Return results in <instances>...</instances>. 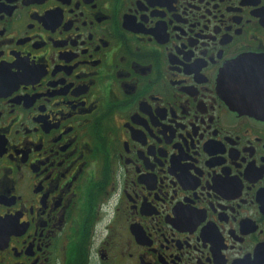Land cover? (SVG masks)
Wrapping results in <instances>:
<instances>
[{
  "label": "flooded vegetation",
  "instance_id": "flooded-vegetation-1",
  "mask_svg": "<svg viewBox=\"0 0 264 264\" xmlns=\"http://www.w3.org/2000/svg\"><path fill=\"white\" fill-rule=\"evenodd\" d=\"M0 264H264V0H0Z\"/></svg>",
  "mask_w": 264,
  "mask_h": 264
},
{
  "label": "water",
  "instance_id": "water-1",
  "mask_svg": "<svg viewBox=\"0 0 264 264\" xmlns=\"http://www.w3.org/2000/svg\"><path fill=\"white\" fill-rule=\"evenodd\" d=\"M256 91V90H255ZM258 106H260V103L258 102ZM249 109V108H248Z\"/></svg>",
  "mask_w": 264,
  "mask_h": 264
}]
</instances>
